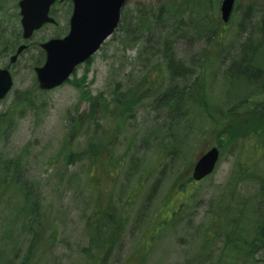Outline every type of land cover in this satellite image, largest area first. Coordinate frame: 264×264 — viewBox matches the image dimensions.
I'll return each mask as SVG.
<instances>
[{"label":"rangeland","instance_id":"rangeland-1","mask_svg":"<svg viewBox=\"0 0 264 264\" xmlns=\"http://www.w3.org/2000/svg\"><path fill=\"white\" fill-rule=\"evenodd\" d=\"M220 1L127 0L123 13L124 16L131 14L135 22L141 10L186 2L199 15L200 32L203 29L218 32L220 29L222 35L217 51L211 49L212 43L203 38H194L191 44L179 41L176 47L177 55L181 57L194 53V50L200 55L203 51L208 53L212 66L206 75L207 102L216 109L226 111L236 108L235 104L249 96L255 88L252 83L228 78L224 73L232 61L238 59L240 44L250 37L251 32L256 37V23L264 18V0H235L226 25H220ZM0 3L6 11L3 16L0 14V32L5 30L0 50L7 48L4 54H0V67L8 64L15 74L12 91L0 102V112L15 103L17 92H31L39 106V110L29 112L23 108V117L13 119L11 130L4 128L7 130L5 136L0 133V157L20 159L25 177L22 181L29 186L31 196H35V206L46 215L42 232L54 233L53 246H46L49 251L39 264H87V255L82 249L87 254L90 251L87 223L94 220L91 216L95 202L110 206L116 213L129 212L122 235L109 251L101 255L103 264H123L130 258L135 264H185L198 250L205 227L211 220V211L221 199L224 200L221 203L223 206L229 198H235V211L239 205L242 206V201L249 198L257 206L256 209L261 207L259 203L264 198L259 196L257 182L240 183L236 190L229 185L235 162L241 154H249L251 149L249 143L240 145L239 140L228 147V143L223 144L212 174L198 184L192 181L185 184L184 189L179 188L178 181L187 180L197 157L217 145L218 131L195 107H190V113L178 121L166 118V108L154 107L157 98L153 95L155 84L160 83L162 73H155V68L148 73L147 69L161 59L154 57L155 60L148 64L144 62V57H138L147 35L144 28L139 41L128 40L119 31L114 33L91 57V62L76 68L69 82L43 92L37 87L33 71V67L41 66L44 60L39 45L57 35L62 38L67 34L71 3L58 1L51 12L57 25L43 26L27 41L21 38L17 41L16 38L19 30L21 34L20 17L15 16L19 13V9L15 8L16 1L0 0ZM194 4H200V7ZM182 18L187 22V13ZM240 22L244 26L241 30L238 28ZM16 41L28 47L15 63L10 64L8 54ZM178 48L185 53L179 52ZM257 48L256 60L264 65V46L258 44ZM140 78H146L154 89L140 94L119 135L113 138L111 117L101 121L99 132L106 134V140L114 139L112 159L108 160L107 154L100 156L107 162L105 169L114 172L109 166L118 158L124 159L116 168V177L110 179L103 172L105 177H100L97 169L94 172L89 168L87 158V142L92 126L78 136L79 124L89 111V100L100 95L104 104L111 103L114 90L116 93L131 91ZM148 84L144 86L149 87ZM257 101H264L263 93L254 95L246 101V105L239 107V122L247 117V109ZM175 116L179 117V114L175 113ZM72 118L79 119L76 127L70 121ZM162 149L163 152L160 151ZM73 153L75 160L83 159L69 164L66 162L68 155ZM81 153L83 156L79 157ZM262 156L264 159V150ZM134 166L137 168L134 169ZM91 172L93 176H90ZM94 177H99L102 182L93 184ZM22 190L13 185L0 201V264H19L31 241L29 225L33 199L23 194ZM132 194L134 202L130 203L128 195ZM97 196L100 197L98 201ZM175 212L176 218L171 225L168 220V226L161 230L156 228L159 219H164L162 222L166 223L165 219L172 218ZM221 247L222 241H218L211 249V256L201 264H218ZM247 254L248 257L242 256L234 264H264V247Z\"/></svg>","mask_w":264,"mask_h":264},{"label":"trees","instance_id":"trees-1","mask_svg":"<svg viewBox=\"0 0 264 264\" xmlns=\"http://www.w3.org/2000/svg\"><path fill=\"white\" fill-rule=\"evenodd\" d=\"M197 6L200 7V4ZM184 13H187V22L182 18ZM0 14L1 16L6 14L2 3H0ZM245 17L246 12L244 13ZM198 19L199 15L190 7L189 3L174 2L171 6L164 4L154 9L141 10L135 22H133L131 14L124 16L122 12L115 33L119 31L128 40L139 41L142 29L146 30L147 35L140 47L138 57H144V62H148V64L155 60L154 57L159 56L161 59V61L154 62L147 71L150 73L155 68V73L164 75V78H162V74H160L161 79L158 81L160 83L155 84L156 91L154 90L153 95L157 97L154 107L161 110L166 108L165 116L167 119L177 121L184 119L190 113L189 108L195 107L210 121L211 127L217 129L216 146L219 149L223 144L228 143V147L238 140L241 141L240 145L250 144L249 154H241L235 162L229 185L234 186L236 190L240 183L255 181L259 185V196L264 198V168L262 167V163H264L262 156L264 150V101H257L252 108H248L249 116L248 111H246L247 117L242 119V122H239L237 117L240 114L239 107L246 105L247 100L252 99L254 95L259 93L264 94V65L256 60L258 44L264 46V18L256 23V37L251 32L250 37L240 44L238 59L233 60L228 66L227 72L224 73L228 78H233L246 84L252 83L255 88L252 89L249 96L235 104L236 108H229L226 111L216 109L215 106L207 102L206 75L209 67L212 66V61L210 62L209 60L211 59L207 56L208 53L203 51L202 55H200L194 50V53H190L188 56L181 57L180 54L177 55L176 45L179 41L191 44L194 38L206 39L205 41L212 43L211 49L217 51L220 43L219 38L222 35L220 29L218 32L215 30L211 32L205 29L200 32ZM228 22L223 23L220 21V25H226ZM240 23L238 28L241 30L244 26L242 22ZM4 34L5 30L0 32V43L5 39ZM178 51L185 53L180 48H178ZM89 62H91V59L86 63L88 64ZM144 84H148V80L140 78V82L131 91L123 93L119 91L116 93V90H114L111 103L104 104L100 95H97L93 100H89L91 101L89 111L83 115L84 117L81 124H79L77 133L79 136L89 126H92V132L87 142V158L89 159V168L94 172L97 169L100 172V177L104 176L102 172L107 174L110 179L114 178V176L116 177V168L120 161L124 159L123 157L118 158L109 166V168L114 169V172H111V169L107 172L105 169L107 162L101 159L100 156L107 154L108 160L112 159L111 152L114 139H111V137L106 140L104 138L106 134L102 135L99 132L102 129L101 121L111 117L113 121V138H116L119 135V130L125 124L126 116L137 105L140 94L154 89L151 84H148L149 87L144 86ZM142 85L144 88L141 87ZM143 97L145 98L146 96ZM14 98L17 104L8 110L4 114L5 117L0 121V133L3 132L4 136L7 133L4 128H7L8 131L11 130L13 119L23 117V108L27 112L39 110V106L35 103L32 93L29 91L17 92ZM175 113L179 114V117L175 116ZM71 120L76 127L79 119L72 118ZM76 130L77 128H75ZM84 133L87 135V132ZM97 135H100V137ZM164 147L171 148L170 146ZM160 151L163 152V149ZM124 155H126V152ZM81 156H83V153L79 157ZM75 158L74 153L71 156L68 155L66 162L72 164V162L75 163L79 159H83V157L77 160ZM19 160V158L0 157V201L13 185L23 189L21 192L33 199L30 206L31 222L29 225V230L32 232L31 241L26 249V254L19 264H39L47 251H49L46 246L48 245L50 248L53 246L54 233L42 232V223H44L46 215L45 212L40 213V210L35 206L37 203L35 196H31L29 186L22 181L25 177L23 176ZM135 168L137 166H134ZM90 174V176H93V172ZM92 180H94L92 181L93 184L102 182L99 177H94ZM192 181L189 176L187 180L178 181V186L180 189H184V185ZM201 181H193V183L198 184ZM135 192L133 191V193ZM99 199L100 197L97 196L96 201ZM128 199L130 203H133L134 194L128 195ZM232 199V197L229 198L223 206L221 203L224 200L221 199L217 206L213 208L211 220L205 227L198 244V250L193 257L185 261V264L203 263L211 256V249L218 241H222L218 264H234V261H238L242 256H245L244 258L248 257V251L256 252L264 247V199L259 203L261 207L257 209L251 198L244 200L237 211L234 210L236 205L235 198L234 200ZM128 214L127 210L116 213L110 206L105 207L104 204L95 202L94 213L91 216V218L94 217V220L93 222L89 220L87 223L88 247L90 251L87 254L82 249V252L87 255V264H103L101 255L109 251L116 239H119L120 235H122ZM175 218L176 212L172 215V218L165 219L167 220L166 223L162 222L164 219H159L156 228L158 230L165 228L168 226V220H170L171 225ZM85 250L88 251L87 249ZM4 264H8V262ZM123 264H135V261L130 258Z\"/></svg>","mask_w":264,"mask_h":264},{"label":"water","instance_id":"water-1","mask_svg":"<svg viewBox=\"0 0 264 264\" xmlns=\"http://www.w3.org/2000/svg\"><path fill=\"white\" fill-rule=\"evenodd\" d=\"M72 10L68 33L62 38H52L40 45L45 58L34 68L37 85L41 90H51L70 79L75 68L91 58L116 30L121 11L127 0H69ZM55 0H20L18 2L22 38L29 39L45 24L54 23L50 8ZM234 0H222L220 17L227 23ZM25 48L19 46L10 58L13 63ZM12 87V77L7 69H0V100ZM219 158L216 146L202 153L194 163L191 179L200 181L211 174Z\"/></svg>","mask_w":264,"mask_h":264},{"label":"flooded vegetation","instance_id":"flooded-vegetation-1","mask_svg":"<svg viewBox=\"0 0 264 264\" xmlns=\"http://www.w3.org/2000/svg\"><path fill=\"white\" fill-rule=\"evenodd\" d=\"M16 1V0H15ZM58 1H61V0H55V3H54V5L52 6V8H51V12H52V10H53V8H54V6L58 3ZM63 1V0H62ZM18 2H19V0H17V2H16V5H15V8L16 9H18ZM15 16H17L18 17V13H17V15H15ZM52 25H57V23H56V21H55V23L54 24H52ZM68 29H69V20H68V27H67V32H68ZM65 36V35H64ZM16 38H17V41H18V38H21L23 41H27V39L26 40H24L23 38H22V35L20 34V30L17 32V34H16ZM55 38H60L58 35L55 37ZM29 40V39H28ZM4 41V40H3ZM15 42L13 45H12V48H11V53L10 54H8V56H9V63L10 64H13V63H11L10 62V57L11 56H13L15 53H16V51H17V49H18V47L19 46H22V45H24L25 46V48L17 55V57H16V59H15V62L17 61V59L19 58V56L22 54V52H24L26 49H27V45L26 44H24L23 42L21 43V44H18V42ZM3 43V42H2ZM40 46V45H39ZM7 51V48H3L2 50H0V54H4L5 52ZM41 56H43V59H44V53H43V51L41 50ZM14 62V63H15ZM86 63V62H85ZM0 69H7L8 71H10V73H11V75H12V83H13V86H14V78H15V74H13L12 72H11V70L9 69V66H8V64L7 65H4L3 67H0ZM75 72V71H74ZM13 88V87H12ZM12 91V90H11ZM10 94V93H9ZM8 95V94H7ZM6 95V96H7ZM6 98V97H5ZM5 98H3V99H5ZM2 99V100H3ZM2 100H0V102L2 101ZM17 104V102H15L12 106H10L8 109H5L4 110V112H0V121L5 117V113L8 111V110H10L12 107H14V105H16ZM16 110V109H15ZM1 127V126H0Z\"/></svg>","mask_w":264,"mask_h":264}]
</instances>
